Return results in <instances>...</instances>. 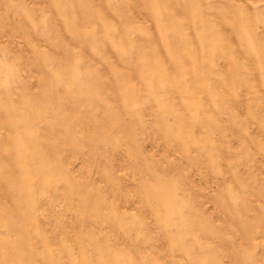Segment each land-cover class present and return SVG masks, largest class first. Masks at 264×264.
<instances>
[{
	"label": "rangeland",
	"instance_id": "rangeland-1",
	"mask_svg": "<svg viewBox=\"0 0 264 264\" xmlns=\"http://www.w3.org/2000/svg\"><path fill=\"white\" fill-rule=\"evenodd\" d=\"M0 264H264V0H0Z\"/></svg>",
	"mask_w": 264,
	"mask_h": 264
}]
</instances>
